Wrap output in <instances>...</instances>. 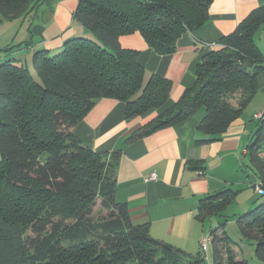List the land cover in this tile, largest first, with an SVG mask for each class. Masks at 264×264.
<instances>
[{"label": "trees", "instance_id": "16d2710c", "mask_svg": "<svg viewBox=\"0 0 264 264\" xmlns=\"http://www.w3.org/2000/svg\"><path fill=\"white\" fill-rule=\"evenodd\" d=\"M53 1L0 0V23L33 18ZM211 1L79 0L72 17L95 39L69 38L54 55L35 51L33 73L12 60L0 62V264H208L200 253L188 256L154 239L147 223L134 224L127 205L115 199L121 149L92 150L70 129L101 98L125 102L127 120L162 107L171 83L158 76L144 82L138 51L122 48L119 37L139 32L156 53L170 54L182 34L207 22ZM263 27L264 6L203 54L192 87L122 145L199 109L197 130L206 137L195 142L220 140L257 91L264 52L254 37ZM258 122L249 148L264 187L258 157L264 120ZM235 193L224 189L199 199L196 217L222 214ZM96 200L107 209L97 221L91 218ZM235 223L254 242L256 260L236 259L223 221L209 232L211 264H264V200Z\"/></svg>", "mask_w": 264, "mask_h": 264}, {"label": "crops", "instance_id": "0c3cea01", "mask_svg": "<svg viewBox=\"0 0 264 264\" xmlns=\"http://www.w3.org/2000/svg\"><path fill=\"white\" fill-rule=\"evenodd\" d=\"M78 1L55 0L44 4L48 8H41L44 5L38 8L31 20L22 16L2 21L0 62L12 60L32 72L31 60L35 51L46 50L48 55L56 54L65 40L86 31L72 17ZM262 6L264 0H212L207 22L182 34L175 51L170 54L156 53L139 32L120 36L122 48L138 51L144 82L151 76H158L171 83L168 99L162 107L149 109L127 120L125 102L101 98L70 129L84 146L92 150L113 152L121 149L116 171V201L127 205L134 224L147 223L154 239L188 256L201 254V238L213 229L206 227V220L196 217L199 199L232 189L236 193L226 207L232 211L231 215L225 209L223 213L226 214L216 215L217 224L219 226L225 221L223 229L233 241L230 247L236 259L256 260L254 242L243 239L238 228V239L229 236L226 226L252 209L258 202L257 198L261 197L254 190V183L260 179L261 167L252 161L249 145L259 126L253 116L264 110V69L257 76L254 97L220 140L202 144L195 142L206 137L197 130L204 115V110L199 109L178 123L131 143H122L192 87L194 68L202 55L211 49L208 44L219 43V39L230 34L253 9ZM39 10L41 14L38 16ZM198 161L200 163L194 166L193 162ZM153 172L155 177L149 178ZM210 244L207 245L208 264L212 262Z\"/></svg>", "mask_w": 264, "mask_h": 264}, {"label": "rangeland", "instance_id": "374dc122", "mask_svg": "<svg viewBox=\"0 0 264 264\" xmlns=\"http://www.w3.org/2000/svg\"><path fill=\"white\" fill-rule=\"evenodd\" d=\"M41 8H48V6L44 5ZM40 8V9H41ZM41 14V10H39L38 12V16ZM31 17L27 16V20H29ZM74 37H86V38H90V39H95L94 35L92 33H88L86 31H83L82 34L80 35H75ZM255 41L256 43L262 48V50L264 51V29H261V31L259 33H257L255 35ZM54 55V54H53ZM33 73V71H32ZM264 200V196L261 195V197L257 198V201L255 206L252 208L254 209L255 207H257L262 201ZM226 212H228L229 215H231L232 211H229V209H226ZM223 214H226L225 212ZM105 216H107V209H105L101 204H100V200H96L95 205L92 207V213H91V218L93 220H99L101 218H104ZM231 218L233 216H230ZM231 224V225H230ZM235 221H230L227 226H226V231L227 234L233 238H239L238 237V233L236 230V225H235ZM206 227L209 228H216L218 226L217 224V216L213 215L210 218H208L205 222ZM247 248V247H246Z\"/></svg>", "mask_w": 264, "mask_h": 264}, {"label": "built area", "instance_id": "2783aa9c", "mask_svg": "<svg viewBox=\"0 0 264 264\" xmlns=\"http://www.w3.org/2000/svg\"><path fill=\"white\" fill-rule=\"evenodd\" d=\"M216 44H208L207 46L209 47H213L215 46ZM254 119L257 120V121H263L264 120V110L263 111H260L256 114H254ZM258 157L259 159L261 160L262 164H263V167H264V144L263 146L260 148L259 152H258ZM201 171H199L200 173ZM153 178L155 177V172L151 173L149 175V178ZM254 190L257 194L259 195H264V187H263V184L260 180H257L255 183H254ZM211 241V234L210 233H206L202 238H201V241H200V251H201V256L204 258V260L208 261V252H207V245L208 243Z\"/></svg>", "mask_w": 264, "mask_h": 264}]
</instances>
